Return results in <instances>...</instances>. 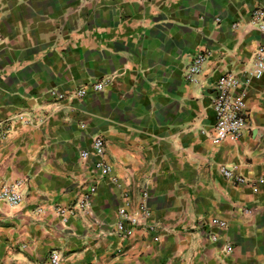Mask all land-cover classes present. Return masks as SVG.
Returning a JSON list of instances; mask_svg holds the SVG:
<instances>
[{"label": "crops", "instance_id": "obj_1", "mask_svg": "<svg viewBox=\"0 0 264 264\" xmlns=\"http://www.w3.org/2000/svg\"><path fill=\"white\" fill-rule=\"evenodd\" d=\"M258 8L264 0H0V184L23 180L25 197L0 201V264H50L54 252L65 264H264V77L247 88L241 138L212 142V87L252 67ZM200 53L210 57L193 84ZM95 137L108 176L81 157ZM142 206L158 232L117 235L119 210Z\"/></svg>", "mask_w": 264, "mask_h": 264}, {"label": "built area", "instance_id": "obj_2", "mask_svg": "<svg viewBox=\"0 0 264 264\" xmlns=\"http://www.w3.org/2000/svg\"><path fill=\"white\" fill-rule=\"evenodd\" d=\"M264 12L261 9H256L252 13L251 24L259 28H264L262 25ZM235 26V25H234ZM236 27V26H235ZM4 39L0 33V45ZM210 54L200 53L193 60L186 72V79L193 84L198 83L204 65L209 60ZM264 77V44L258 48L255 54L254 61L250 70L243 73H229L220 77L212 87V106L215 111L216 121L212 132V142L214 145H220L223 142L238 141L242 134L248 129L247 109V88L253 80H259ZM105 89V83H98L93 86L96 92H102ZM88 91L86 89L77 91V95L83 97ZM51 96L56 100L61 101L65 98L64 94L57 91H51ZM27 123V122H25ZM95 156L98 161L95 165L96 170L103 176H108L112 173L111 166L104 161L105 156V141L101 137H95L92 142V148L89 152L81 154L82 158ZM222 174L229 180L236 183H247L248 181L242 176H238L234 169L224 167L221 169ZM115 181V180H114ZM264 182V180H263ZM23 180H14L12 182H2L0 184V201L11 207L20 206L25 197L22 187ZM256 190V188L254 187ZM90 196L86 195L82 202L83 207L89 205ZM141 215H129L125 209L119 210V220L116 224L115 231L121 238H126L134 234L135 228L141 227L149 233H155L159 230L157 225L152 220V214L149 208L142 206ZM224 226V223L220 224ZM159 236V235H158ZM155 236V240L159 237ZM50 264H65L62 256L56 252L50 256Z\"/></svg>", "mask_w": 264, "mask_h": 264}]
</instances>
